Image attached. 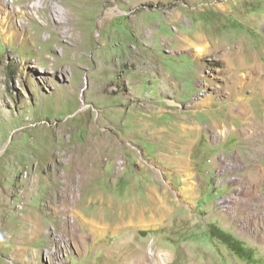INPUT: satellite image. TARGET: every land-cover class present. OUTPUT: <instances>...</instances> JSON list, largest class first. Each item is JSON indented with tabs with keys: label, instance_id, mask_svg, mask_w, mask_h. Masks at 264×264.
Wrapping results in <instances>:
<instances>
[{
	"label": "rangeland",
	"instance_id": "obj_1",
	"mask_svg": "<svg viewBox=\"0 0 264 264\" xmlns=\"http://www.w3.org/2000/svg\"><path fill=\"white\" fill-rule=\"evenodd\" d=\"M6 4L0 264H153L149 248L155 264H264V121L228 112L223 57L180 42L262 58L264 0ZM244 95L264 119V96Z\"/></svg>",
	"mask_w": 264,
	"mask_h": 264
},
{
	"label": "bare ground",
	"instance_id": "obj_2",
	"mask_svg": "<svg viewBox=\"0 0 264 264\" xmlns=\"http://www.w3.org/2000/svg\"><path fill=\"white\" fill-rule=\"evenodd\" d=\"M8 2L9 0H3L4 4ZM261 22L264 25V19ZM206 39L207 36L204 33L198 31L193 34L191 38L185 37L180 42L188 43L191 46V50H193L194 55L198 59L208 54H216L218 57H223L227 70L229 71V75L226 76L228 82L225 84V88H227L231 96L234 97V102H230L228 105V112L231 113L236 109L239 110L238 117L242 119V121H264V119L258 118L253 111L250 100L251 98L244 95L246 89L248 88L251 97L257 94L264 96V57L261 58L259 52L245 48L242 42L232 45L229 48L225 47L224 42L216 43L214 41L212 44L208 42V45L200 44L201 41ZM206 86L209 85L206 84ZM210 101V97L205 98V96H202L195 104H208ZM232 130L233 127H224L219 130V133L225 136ZM257 162L261 167H264V163L259 159H257ZM229 164H231L230 161ZM190 185L193 186V184ZM91 226L96 228L93 225ZM158 250V248H149V255L153 261V264L156 262L154 257L157 255ZM52 252L54 251H48L47 253L50 255Z\"/></svg>",
	"mask_w": 264,
	"mask_h": 264
},
{
	"label": "crops",
	"instance_id": "obj_3",
	"mask_svg": "<svg viewBox=\"0 0 264 264\" xmlns=\"http://www.w3.org/2000/svg\"><path fill=\"white\" fill-rule=\"evenodd\" d=\"M177 125V124H176ZM159 127V126H158ZM152 140H155V139H152ZM157 140H159V141H161V139H157ZM166 143H167V147H169L168 145H170L169 143H168V141L166 140ZM176 146V147H175ZM181 147H185L184 145H180ZM180 147V148H181ZM174 148V151H177L178 152V150H179V148H178V142H174V145L172 146V149ZM171 155L172 154H170V153H168V152H165V151H160L159 153H158V157L160 158V159H168L169 157H171ZM174 156H176L177 154L174 152V154H173ZM114 212V211H113ZM118 221H107L106 219H105V217L102 215V213H99L98 214V218L97 217H91V218H94L93 220H92V222L94 223V227H96V228H93L92 226H91V230H93V231H96L97 229H100V228H102V226H107V227H109L110 225H112V224H115V225H119L120 223H123V222H125V220H126V218H125V214H124V212H123V210H120V211H118ZM117 216V215H116ZM95 220V221H94ZM111 220V219H110ZM86 222V221H85ZM88 223L91 225V223L89 222V218H88ZM143 232L144 231H141V234H143ZM225 235H227L228 233L227 232H225L224 233Z\"/></svg>",
	"mask_w": 264,
	"mask_h": 264
}]
</instances>
